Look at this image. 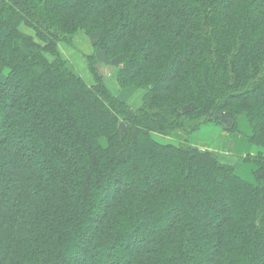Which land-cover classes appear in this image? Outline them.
I'll return each instance as SVG.
<instances>
[{"label": "trees", "instance_id": "1", "mask_svg": "<svg viewBox=\"0 0 264 264\" xmlns=\"http://www.w3.org/2000/svg\"><path fill=\"white\" fill-rule=\"evenodd\" d=\"M208 123L264 149V0H0V264H264V151L172 140Z\"/></svg>", "mask_w": 264, "mask_h": 264}, {"label": "crops", "instance_id": "2", "mask_svg": "<svg viewBox=\"0 0 264 264\" xmlns=\"http://www.w3.org/2000/svg\"><path fill=\"white\" fill-rule=\"evenodd\" d=\"M75 44L79 47L84 46L88 54L86 55L78 51ZM74 47L71 46L63 48L61 50L62 56L68 61H71L72 58H76L80 62H84V64L87 66L86 58L94 51L93 39L86 36H79L74 41ZM82 51L84 52V50ZM113 74H108L109 76L107 78L109 79L107 80L106 78L105 82L107 84H114L116 87ZM177 134L179 135V133ZM191 140L193 143L192 147L197 148L202 152H214L219 156L222 162L228 164L234 163L238 157H244L246 155L257 156L263 151L257 146L253 147V145L244 139L243 136L224 132L221 127L214 123L203 124L199 131L193 134ZM195 140L196 143H194ZM182 141H184V139H182ZM182 141L180 140L181 143H183ZM247 165L249 164H245L244 167L242 166L239 169L238 175L243 180L254 183V171L256 168L252 164H250L252 167Z\"/></svg>", "mask_w": 264, "mask_h": 264}, {"label": "rangeland", "instance_id": "3", "mask_svg": "<svg viewBox=\"0 0 264 264\" xmlns=\"http://www.w3.org/2000/svg\"><path fill=\"white\" fill-rule=\"evenodd\" d=\"M76 48L78 51H80L81 53L83 54H88L85 49L84 46H77L75 44ZM65 47H71V46H65V45H61V50ZM72 47H74V44L72 45ZM75 48V47H74ZM84 50V52L82 51ZM91 55V54H90ZM69 63L71 64L73 70L75 72H77L79 75H81L85 80H90V74H89V71H88V63H87V66L84 64V62H80L79 60H77L76 58H72L71 61H69ZM99 70H100V73L102 74L104 78V80L110 75V74H113L115 73L116 71V67L115 66H110L109 64L108 65H105V66H101L99 67ZM113 72V73H112ZM109 74V75H108ZM114 76V74H113ZM109 78H107L108 80ZM114 79V77H113ZM114 83V82H113ZM108 86L114 90V92L116 94H118V96L126 101L128 103V105L133 108V109H136L138 107H140L142 105V99H143V92L142 91H138L137 89H134V88H129V89H125V90H119L117 91L118 89H115V85L111 84V83H108ZM137 97V98H136ZM242 132L244 133H250V130L249 128L247 127L246 123H245V120H243V126H242ZM193 136V135H192ZM242 136V135H241ZM244 137V136H243ZM182 139H184V141H182ZM192 137L188 139L187 136H185L183 133H179V135H175L174 138H172V140L174 142H179L180 143V140L183 142L181 144L185 145V146H192ZM244 139H246L244 137ZM162 142H166V141H163L162 139H160ZM194 143H196V140L194 141ZM198 143V142H197ZM253 145V144H252ZM253 147H255L253 145ZM264 151V149H262ZM262 151V152H263ZM239 158V157H238ZM243 167L245 166V164L242 165ZM241 166V167H242ZM247 166H250L252 167L250 164L247 165Z\"/></svg>", "mask_w": 264, "mask_h": 264}]
</instances>
